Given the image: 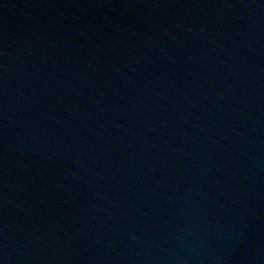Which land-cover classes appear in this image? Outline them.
Segmentation results:
<instances>
[{"label": "water", "instance_id": "obj_1", "mask_svg": "<svg viewBox=\"0 0 264 264\" xmlns=\"http://www.w3.org/2000/svg\"><path fill=\"white\" fill-rule=\"evenodd\" d=\"M0 264H264V0H120L1 73Z\"/></svg>", "mask_w": 264, "mask_h": 264}]
</instances>
